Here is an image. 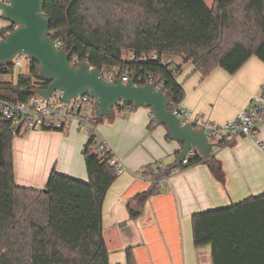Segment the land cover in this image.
<instances>
[{
  "label": "trees",
  "instance_id": "1",
  "mask_svg": "<svg viewBox=\"0 0 264 264\" xmlns=\"http://www.w3.org/2000/svg\"><path fill=\"white\" fill-rule=\"evenodd\" d=\"M43 12L50 20L49 35L68 51L70 62L101 72L116 68L119 77L134 76L140 85L152 77L170 99L169 109L184 97L177 82L182 65L191 64L204 78L216 68L233 75L250 57L264 63V0H213L210 5L206 0H44ZM13 28L0 30V39ZM150 54L159 60L141 61ZM29 63L15 81L0 79V102H27L48 86L37 65ZM13 73L11 64L0 68V77ZM96 120L93 116L94 127ZM155 123L152 119L150 126ZM13 139L10 125L0 120V264H110L102 210L119 174L108 165L95 133L83 151L87 182L52 171L41 190L16 185ZM199 164L208 161L192 151L177 170ZM160 171L145 168L144 176L156 182L144 197L156 194ZM191 226L194 247L209 246L212 264H264V193L196 213ZM126 260L134 264L130 250Z\"/></svg>",
  "mask_w": 264,
  "mask_h": 264
},
{
  "label": "crops",
  "instance_id": "2",
  "mask_svg": "<svg viewBox=\"0 0 264 264\" xmlns=\"http://www.w3.org/2000/svg\"><path fill=\"white\" fill-rule=\"evenodd\" d=\"M211 3L213 0H210ZM207 3V0H206ZM210 3V4H211ZM0 17V30L8 27ZM184 90L179 107L217 125L237 120L264 89V63L250 57L233 75L220 68L208 76L182 65L177 78ZM93 107L89 116L94 115ZM144 107L118 110L97 118L95 135L118 159L124 171L108 190L102 210L103 238L110 264H212L209 246L195 248L191 217L228 207L264 193V121L254 126L255 141L232 137L216 145L208 164L174 170L182 144L167 137L166 128L152 123ZM87 129L73 122L66 131H34L13 139L14 180L17 186L41 190L52 171L87 182L83 151ZM151 166L158 172L156 194L144 197L155 180L144 176Z\"/></svg>",
  "mask_w": 264,
  "mask_h": 264
},
{
  "label": "water",
  "instance_id": "3",
  "mask_svg": "<svg viewBox=\"0 0 264 264\" xmlns=\"http://www.w3.org/2000/svg\"><path fill=\"white\" fill-rule=\"evenodd\" d=\"M43 1L7 0L0 5V17L14 27L0 39V68L13 66L16 57H24L35 63L39 77L49 82L46 88L36 91L38 96L48 100L58 91L62 93V102L69 103L71 99L87 95L97 104L95 118L113 115L116 106L121 104L149 109L156 124L164 126L170 138L182 144L169 171L176 170L192 151L204 160L211 158L216 144L208 141L203 130L182 125L169 109L170 99L154 83L140 85L134 76L126 82L121 78L109 82L87 63L71 65L68 51L57 46L49 35L50 20L43 12Z\"/></svg>",
  "mask_w": 264,
  "mask_h": 264
},
{
  "label": "built area",
  "instance_id": "4",
  "mask_svg": "<svg viewBox=\"0 0 264 264\" xmlns=\"http://www.w3.org/2000/svg\"><path fill=\"white\" fill-rule=\"evenodd\" d=\"M7 3V0H0V5ZM58 46V44L56 43ZM20 58L14 59L13 67L20 68ZM135 56L130 55L129 60H134ZM158 61L156 54L144 55L141 61ZM165 63V62H163ZM71 65L77 66L76 62H70ZM101 72V71H100ZM110 71H102V75L109 82H114L116 78H121L123 82L129 80L128 75L112 77ZM140 84V80L137 81ZM147 83H154L156 88L161 90V86L152 77H149ZM171 104V103H170ZM84 105L97 108V104L87 95L71 99L69 103L62 102V93L54 92L48 100L35 94L29 101L22 103H5L0 102V120L8 123L11 127L14 137L26 136L34 131H66L73 122H77L80 126L87 129L88 134L95 131L92 125V115L82 117L81 109ZM181 121L182 125H190L195 130H203L207 135L208 141L212 144H218L232 137H244L252 142L255 141L254 126L257 121H264V90L256 96L251 103L250 109L242 112L237 120L217 125L191 114L189 111L172 106L170 109ZM94 116V115H93ZM259 150L264 153V144H257ZM105 154H108V165L115 167L118 174L124 171L121 162L115 158L113 153L103 143L100 147ZM190 154V153H189ZM188 154V155H189ZM187 155V156H188ZM187 158V157H186ZM186 158L182 162L186 163Z\"/></svg>",
  "mask_w": 264,
  "mask_h": 264
},
{
  "label": "rangeland",
  "instance_id": "5",
  "mask_svg": "<svg viewBox=\"0 0 264 264\" xmlns=\"http://www.w3.org/2000/svg\"><path fill=\"white\" fill-rule=\"evenodd\" d=\"M210 3H211V1L207 0V4L210 5ZM125 57L128 58L127 55H125ZM171 61H172V63H175V64H180L181 63L180 59H178V58H171ZM19 62H20V68L15 67L14 68V73H13L12 76H1L0 79L3 80V81H10V80L11 81H15L17 76H18V74L27 73V71H28V69L30 67L29 60H27L25 58H20ZM119 73H120L119 70L115 68V69L110 70L109 75H111L112 77H116V76L119 75ZM106 76L107 75H104V77H106ZM263 90H262V92H263ZM89 108L90 107L88 105H84L83 108L81 109L80 115L82 117H87L88 114H89ZM98 153L102 154L100 151H98Z\"/></svg>",
  "mask_w": 264,
  "mask_h": 264
}]
</instances>
